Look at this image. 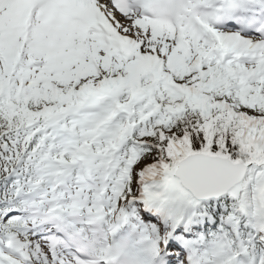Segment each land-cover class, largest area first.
Returning a JSON list of instances; mask_svg holds the SVG:
<instances>
[{"label": "snow or ice", "instance_id": "obj_1", "mask_svg": "<svg viewBox=\"0 0 264 264\" xmlns=\"http://www.w3.org/2000/svg\"><path fill=\"white\" fill-rule=\"evenodd\" d=\"M0 264H264V0H0Z\"/></svg>", "mask_w": 264, "mask_h": 264}]
</instances>
